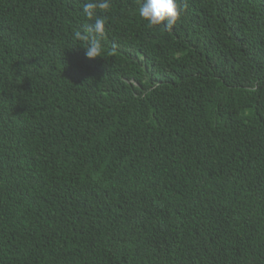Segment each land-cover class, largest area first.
Wrapping results in <instances>:
<instances>
[{"label":"trees","instance_id":"1","mask_svg":"<svg viewBox=\"0 0 264 264\" xmlns=\"http://www.w3.org/2000/svg\"><path fill=\"white\" fill-rule=\"evenodd\" d=\"M86 2L0 0V264H264V0Z\"/></svg>","mask_w":264,"mask_h":264},{"label":"clouds","instance_id":"2","mask_svg":"<svg viewBox=\"0 0 264 264\" xmlns=\"http://www.w3.org/2000/svg\"><path fill=\"white\" fill-rule=\"evenodd\" d=\"M111 0H88L83 5L84 15L92 20L80 30L73 33L75 40L83 42L85 55L88 58L102 57V45L100 37L105 31V20L96 15L98 9L108 10ZM181 14L178 0H142L138 7V15L149 26H163L171 28Z\"/></svg>","mask_w":264,"mask_h":264},{"label":"bare ground","instance_id":"3","mask_svg":"<svg viewBox=\"0 0 264 264\" xmlns=\"http://www.w3.org/2000/svg\"><path fill=\"white\" fill-rule=\"evenodd\" d=\"M31 23V22H30Z\"/></svg>","mask_w":264,"mask_h":264}]
</instances>
